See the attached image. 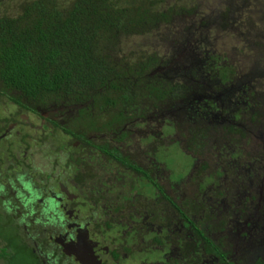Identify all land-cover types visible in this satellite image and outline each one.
Returning <instances> with one entry per match:
<instances>
[{"label": "trees", "instance_id": "1", "mask_svg": "<svg viewBox=\"0 0 264 264\" xmlns=\"http://www.w3.org/2000/svg\"><path fill=\"white\" fill-rule=\"evenodd\" d=\"M255 1L257 6L253 0H0V96L19 92L22 98L16 101L24 112L33 110L32 100L65 107V124L70 122L65 137L77 140L87 135L83 125L95 130L101 121L111 130L125 116L143 113L140 120L153 127L158 120L169 122L175 112L174 128L165 134L173 137L164 138V151L170 154L175 145L189 163L198 161L190 178L198 201L218 189L245 216L243 226L254 225L264 234V141L253 140L245 127L263 121L259 96L264 92L255 89L262 77L258 64L264 61V5L257 3L264 0ZM241 47L256 59L244 68L236 61ZM199 98L210 107L208 113ZM4 104L0 108H7ZM10 129L0 124V135ZM15 143L16 137L1 138V153L20 157ZM100 149L113 175L141 174L122 184L129 190L120 195L119 207L146 186L149 197L164 194L189 219L188 210L180 207L184 202L165 195L161 181L122 156L121 149L108 144ZM105 156L94 158L95 170L100 171ZM112 185L101 191H111ZM184 204L190 207L187 199ZM224 219L230 222L223 223L221 216L212 221L226 234L235 228L231 219L237 212ZM194 231L204 234L201 228ZM252 234L243 229L226 236L223 253L239 245L245 257L254 256L251 264H264V235L254 242Z\"/></svg>", "mask_w": 264, "mask_h": 264}, {"label": "flooded vegetation", "instance_id": "2", "mask_svg": "<svg viewBox=\"0 0 264 264\" xmlns=\"http://www.w3.org/2000/svg\"><path fill=\"white\" fill-rule=\"evenodd\" d=\"M10 91L5 97L0 96V103H7L4 104L7 108L1 107L6 117L0 115L2 118L0 124L11 125V129L1 134L0 139L4 136L16 137L19 143H15V146L20 152V157L10 158L1 153L4 150L0 151V166L3 164L7 168L2 170L6 174H0V181L8 178L5 190H0V226L13 230L16 242H20L21 247L30 251V258L37 264H51L48 259L52 264H228L227 261L234 264L252 263L254 256L247 253L248 256L245 257V252L239 245L234 246L233 251L223 253L225 239L228 238L226 236L233 233L238 235L244 229L248 233H253L254 242H259L264 234L254 225L243 226L246 224L243 222L245 216L237 211L235 204L229 199L222 198L223 194L219 193L218 189L214 191L213 186H208L213 190L211 198L206 196L204 201H198L199 198L195 196L197 192L192 186L194 181L190 180L192 168L198 162L195 159L190 163L188 161L178 172H174L162 162L169 170L167 184H160L163 192L184 203L187 199L190 205L187 207L184 203L180 204L181 209L185 212L188 210L189 214L186 212V215L189 219L187 216H181L172 207L175 213L171 212L167 228L155 224L154 218L145 224L140 215H136L140 211L138 205L141 195L147 191L140 189L139 194L131 193L130 198L127 196L125 201H122L119 211L126 217L123 221L115 214L116 208L107 207L109 202L110 205L115 203L119 205L120 195L123 193L118 191L115 196L108 198L106 194L109 195V190L101 191V187L108 183L106 179L111 178L109 175H112V172L100 177L98 186H90L96 182L92 180V176L89 181L86 166L92 159L104 156H101L102 145L108 144V148L116 146L111 142V139L115 138L120 141V146L116 148L119 151L121 149L122 156L131 159L132 162L137 160L135 163L138 168L150 172L152 178L161 181L160 172L150 164L151 158L147 160L149 150L147 148L144 150L143 146L148 145V148L152 149L150 156L156 164L160 163L156 159L159 152L163 158L166 157L165 145L159 142L164 141L161 136L165 135L167 126L174 128L172 122L176 116L175 112L169 114L167 119L169 122L158 120L153 127L140 120L144 117L143 113L125 116L123 124L114 122L109 126L111 130L103 128L101 121L95 130L83 125L81 128L87 130V135L85 134V139L77 140L70 136L65 137V128L70 127V122L65 124V107L55 108L47 103L37 104V101L32 100L30 104H34L33 110L24 112L21 104L16 101L22 98L21 94ZM13 96L16 99H12ZM198 100L201 101L202 98ZM202 105L205 111L207 110L205 113H208L210 107L206 102ZM35 108L39 110L38 115L33 113ZM118 134H121L120 137ZM133 141L134 151L128 156L127 150L132 147ZM151 142L152 144H149ZM185 168L190 169L186 176L176 179V176L185 172ZM118 177L125 178V175L120 174ZM130 177L127 176V179ZM80 179L85 182L79 183ZM122 184L118 189H123L127 185ZM224 185L227 186L226 183ZM112 190L115 192V189ZM124 194L126 195V192ZM150 198L155 201L154 203L161 198V201L165 200L166 204L172 206L164 194L157 192ZM212 199L217 202L214 204L208 201ZM149 209L151 210V206ZM110 212L114 217H108ZM235 212L238 220L231 221L235 222L236 226L228 229L226 234L223 231L224 227L220 228L218 223L212 221L221 216L223 223H229L230 219L225 221L224 216ZM153 216H155L153 213H147V218ZM129 222H133V225ZM195 228L203 230L202 237L194 231ZM233 229L235 231L231 233ZM30 231L36 239L32 245L29 243L30 240H27ZM140 236L141 242L138 243ZM5 245L6 242H3L0 235V256L1 249L8 248ZM76 247L79 248V253L74 250ZM256 252L252 254H258ZM9 263L7 257L0 259V264Z\"/></svg>", "mask_w": 264, "mask_h": 264}, {"label": "rangeland", "instance_id": "3", "mask_svg": "<svg viewBox=\"0 0 264 264\" xmlns=\"http://www.w3.org/2000/svg\"><path fill=\"white\" fill-rule=\"evenodd\" d=\"M253 3L255 4L254 6H257L255 0H253ZM257 4H258V6H261L262 7L264 5V1H260ZM213 13L214 12L211 11L210 14H213ZM230 34L231 33H229L227 36H229ZM122 43L124 44V40L122 41ZM125 44L128 45V46H130V47H132V45H129V44H132L129 39H127L125 41ZM235 46L236 45H234V47ZM241 48H242V50H241L242 55H239L238 58H237V60H236L237 61L238 68H241V67L244 68V67H246V65H247L248 62L249 63H253V61L256 60L255 59V56L253 57V55H251L247 51H246L247 53H245L243 51V47H241ZM258 71L262 73V77H260L261 79L259 80V84L256 87L255 91L259 90V92H261V91L264 92V61H262V62L260 61L259 62V64H258ZM260 95L261 96H259V97L262 99L261 103L264 105V94L261 93ZM199 104H205L204 100L199 101ZM259 109H260L259 112L261 113V117H262L261 119H263V121L261 122L262 124L261 125L258 124V125H255V126L254 125L253 126H250L247 123V124H245V127L248 125L247 126V129H248V132L249 133H250V131L252 132L251 133V136L253 137V140H256L257 137L258 138L261 137L262 138V141H264V136H262L264 134V133H262L263 132L262 129L264 128V107L260 105L259 106ZM0 115L1 116H5V112L1 108H0ZM170 132H172L171 131V128L166 127L165 128V134H168ZM120 135L121 134H118L117 136L120 137ZM161 137L162 138H166V140H167V139H169L170 137H173V136H171V135H162ZM262 141L260 143H262ZM111 142H112V144H114L116 146H120V141L117 138L111 139ZM253 142L256 143V141H253ZM159 143H165V142L164 141H160ZM149 144H152V142L149 143ZM134 145H135V143L133 141L131 143V146L132 147L127 150V152H128L127 155L128 156H131L132 155V152L134 151ZM143 148H144V150H146V148L149 150V158L147 160H149L151 158L150 159V164L152 166H155L157 168L156 171H159L160 172L161 184H163V185L167 184L166 179H167V177L169 175V172H168L169 170L165 167V165L163 163H165L174 172H178V171L182 170V168L188 162V158H187L186 155L183 154V150H181L178 146H175V145L171 147L170 154H167L166 152L164 153V156L166 154V157H164V158H163V155H162L161 152H159L158 154H157V152L155 153V154H157L156 155V159L160 162L159 164H156L153 161L152 157L150 156V154L152 152V149L148 148V145H144ZM262 148H264V146ZM221 153H224V152L222 151ZM228 153L229 152H227L226 154H228ZM96 158H98V157H96ZM229 158H230L229 155H227L226 156V159H229ZM102 159H104V162H103L104 165L101 166L100 171L95 170V168H97V165H98V162L95 159H92V162L89 163V165H87L86 168H85L86 169V172L88 173L89 181H90L91 176H92V180L96 182L95 184H92L90 186H93V185L98 186L99 185V181H100L99 178L102 177V176H104V173L105 172L106 173L109 172V169L110 168L106 165V163L108 162L107 161L108 160L107 157H104ZM135 161H137V160H135ZM140 164L143 165L144 163H140ZM241 168L243 170V167L242 166H241ZM6 169H7L6 168V165L1 164L0 170L2 171V170H6ZM105 169H107V171ZM214 171L215 170H213V172ZM124 173H126L128 177L131 176L130 179L120 178V177H118V175L115 176L113 174L112 175H109L111 177L110 179H106L108 181V185H110V182L113 183L114 186L113 185L112 186H113V189H115V192H111L112 191L111 190V191H109V195L106 194V196L108 198H111V197L115 196V194L118 193V187L121 185V183H124L125 184V182H132V179L136 181L137 179L135 177H139V175L137 173H135L134 171H131V170L125 171ZM0 174L1 175L2 174L5 175L6 173H4V171H2V172H0ZM241 175H244V173H242ZM223 178H225V177H221V178L219 177V178H217L218 182H223L224 181ZM4 179H6V178H3L0 181V184L2 186L0 188V190H2V191L5 190L4 187L7 185L6 183H7L8 178L6 180H4ZM184 182H186V180ZM217 184L220 185V183H217ZM128 185H126L123 189H121L120 192L121 193H124V192L128 191L129 190L128 189ZM144 191H147V187L146 186L144 188ZM154 202L155 201L153 199H151L150 197H148L147 194L143 193L141 195V198H140V201H139V205H138V208H139L140 211H139V214H136V215H140V217L142 218V220H144L145 224H147L151 220V218H154L155 219L154 220V223L155 224H157L159 226H162L163 228H167L168 220L171 218L170 217V214H171V212H174L175 213V211L172 209V206H170L169 203H167V204L165 203V200H162L161 201V198H158L157 199V203H154ZM158 204H160V205H158ZM150 206H151V210L152 211L149 209ZM107 207H110L111 209H115L116 208L117 212L115 214H117L119 216V219L121 218L123 221L126 220V217L122 213H120V211H119L120 207H119L118 203H115V204H111L110 205V202H109V205ZM148 212H149V214L150 213H153L155 216L147 218V213ZM0 216H1V214H0ZM108 217L109 218L110 217H114V214H112L110 212V214L108 215ZM129 224H132L133 225V222H129ZM27 225H29V223ZM28 233H29L28 234V237L30 239L28 238L27 240H30V241L32 240L31 242L29 241V243L32 245V242L35 239L34 238L35 235L31 231L28 232ZM0 235H1V238H2L3 242L4 243L6 242V245L5 246H8V248L6 250V252L8 254L7 253L1 254L0 259H4L5 257H7L8 261H10L9 264H37L32 258H30V256H29L30 251L28 249H26L25 247H21L22 244L20 242H16L15 236L13 235V230L12 229H10V228L6 229L5 227L0 226ZM140 238H141V236L139 237V242L138 243L141 242V239ZM24 239L26 240V238H24ZM56 244H58V242ZM75 250L79 253V248L78 247H76ZM46 251L47 250H45V252ZM64 252H65V250H64ZM9 254H12V256H10ZM14 255H15V257H14ZM47 261L52 264L51 260L48 259ZM191 263H192V261H191Z\"/></svg>", "mask_w": 264, "mask_h": 264}, {"label": "water", "instance_id": "4", "mask_svg": "<svg viewBox=\"0 0 264 264\" xmlns=\"http://www.w3.org/2000/svg\"><path fill=\"white\" fill-rule=\"evenodd\" d=\"M75 249H76V248H75ZM75 249H74V250H75ZM74 250H73V251H74Z\"/></svg>", "mask_w": 264, "mask_h": 264}]
</instances>
